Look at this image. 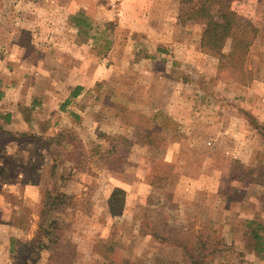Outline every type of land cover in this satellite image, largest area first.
<instances>
[{"label":"rangeland","instance_id":"374dc122","mask_svg":"<svg viewBox=\"0 0 264 264\" xmlns=\"http://www.w3.org/2000/svg\"><path fill=\"white\" fill-rule=\"evenodd\" d=\"M182 7L0 0V264H58L32 246L56 193L73 264H183L200 235L214 264H264V0H233L259 28L246 77Z\"/></svg>","mask_w":264,"mask_h":264},{"label":"trees","instance_id":"16d2710c","mask_svg":"<svg viewBox=\"0 0 264 264\" xmlns=\"http://www.w3.org/2000/svg\"><path fill=\"white\" fill-rule=\"evenodd\" d=\"M184 14L188 19L203 21V36L201 46L206 52L217 55L220 61V69H229L232 72L249 75L245 69V63L250 47L259 33V28L247 18H242L233 7V0H182ZM186 7V8H185ZM229 45L227 51L226 47ZM249 77V76H248ZM247 82L246 78H242ZM80 86H77L72 95H77ZM264 186V180L260 181ZM123 191L116 189L110 197V212L117 213V208L123 207ZM63 201V194L47 195L41 213L39 229L33 239L32 246L37 253L43 250H51L54 245L59 251L58 264H73L76 256V244L68 238L57 234L56 220L51 218L54 208ZM258 229L251 231V237L256 241L255 251L259 255L263 252V236L259 228L264 225L257 224ZM156 235V234H155ZM156 236L159 237V234ZM66 239V240H65ZM64 241V245H59ZM218 245V243H217ZM216 243L208 237L198 236L192 246L187 244L182 247L183 264H214L213 257L218 251Z\"/></svg>","mask_w":264,"mask_h":264}]
</instances>
